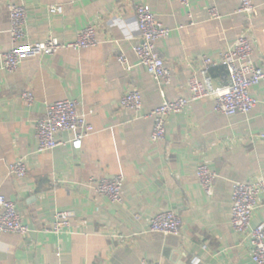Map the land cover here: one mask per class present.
I'll list each match as a JSON object with an SVG mask.
<instances>
[{"label": "crops", "instance_id": "crops-1", "mask_svg": "<svg viewBox=\"0 0 264 264\" xmlns=\"http://www.w3.org/2000/svg\"><path fill=\"white\" fill-rule=\"evenodd\" d=\"M0 0V195L15 204L26 237L0 235V264H254L250 230L264 223V199L245 234L230 220L232 186L264 178V82L250 92L255 108L247 115L215 111L213 98L190 103L166 122L165 138L150 140L149 114L163 97L155 80L132 52L140 33L134 8H149L170 34L157 51L172 75L164 98H188V80L209 59L220 68L223 53L245 33L252 64L264 68V0H253L257 14L237 13L239 0ZM25 8L22 44L55 38L73 43L86 27L98 44L79 51L25 59L15 73L1 70L12 47L8 7ZM61 7L51 14L49 8ZM215 9L219 19L211 18ZM123 56L124 63L117 58ZM217 85L225 76L210 74ZM200 78V77H199ZM137 89L142 108L127 111L121 98ZM31 93L33 103L22 99ZM76 101L92 133L80 150L65 142L37 152L35 125L47 104ZM23 161L28 175L18 180L8 167ZM200 164L216 174L208 197L196 178ZM121 176V204H112L87 186L89 179ZM70 211L69 229L53 233L54 216ZM167 211L181 220L180 235L148 232V221ZM134 217H137L136 219Z\"/></svg>", "mask_w": 264, "mask_h": 264}, {"label": "built area", "instance_id": "built-area-1", "mask_svg": "<svg viewBox=\"0 0 264 264\" xmlns=\"http://www.w3.org/2000/svg\"><path fill=\"white\" fill-rule=\"evenodd\" d=\"M177 1L184 6L188 5L187 0ZM8 11L12 47L8 53L2 55L1 67V70L7 73H15L25 59L50 56L62 50L79 51L94 48L98 44L97 30L93 26L81 29L73 43H61L55 38H49L42 43L22 44L26 22L25 8L10 5ZM49 12L59 14L62 8L52 6ZM237 13L249 19L253 18L257 14L253 0H239ZM209 14L211 18L219 19L215 9L209 10ZM134 15L140 39L139 43L132 48V52L140 65L155 80L163 97L161 105L149 114L153 121L150 135L152 143L161 142L165 138L168 117L182 113L192 102L213 98L215 111L225 116L247 115L255 108L256 100L250 90L264 82V68H258L252 64L253 45L245 33L238 37L232 49L222 54L220 66L224 68L225 76L217 85L210 75L216 65L204 58L202 69L188 80L189 97L168 101L164 98V88L171 84L172 75L157 51V42L167 38L170 30L156 20L146 6H136ZM117 60L120 63L125 62L123 56H119ZM22 99L28 106L34 101L31 93H24ZM120 106L127 111L138 112L142 108L140 91L133 89L125 94L120 100ZM59 133L73 134L69 143L75 150H80L83 139L92 133L91 125L87 122L86 116L79 113L76 101L64 100L47 104L44 119L39 120L35 125L37 152L45 153L65 145V142L56 138ZM8 174L18 180H23L28 175L27 167L23 161H17L8 167ZM196 178L205 195L211 197L216 174L208 165L200 164L196 170ZM123 183L124 179L121 176H114L102 179L91 178L87 186L96 195L108 199L110 203L121 204ZM261 199H264V178L259 177L251 182L233 184L230 224L235 233L242 235L249 230L252 215L257 210ZM73 217L70 211L57 212L51 232L57 234L67 231ZM180 226L181 220L178 214L175 211H167L148 221V232L177 237L180 235ZM29 231V228L22 222L15 204L0 195V235L26 237ZM250 235L252 239L251 260L254 264H264V223L253 227ZM142 264L158 263L144 262Z\"/></svg>", "mask_w": 264, "mask_h": 264}, {"label": "trees", "instance_id": "trees-1", "mask_svg": "<svg viewBox=\"0 0 264 264\" xmlns=\"http://www.w3.org/2000/svg\"><path fill=\"white\" fill-rule=\"evenodd\" d=\"M224 68L223 67H218V68H214L211 70L210 74H212L215 78L219 77L221 74H223L224 72Z\"/></svg>", "mask_w": 264, "mask_h": 264}]
</instances>
